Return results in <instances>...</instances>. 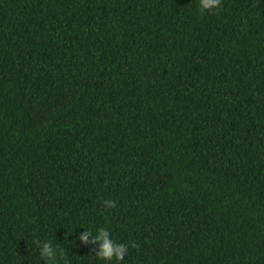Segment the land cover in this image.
Instances as JSON below:
<instances>
[{
	"label": "trees",
	"instance_id": "trees-1",
	"mask_svg": "<svg viewBox=\"0 0 264 264\" xmlns=\"http://www.w3.org/2000/svg\"><path fill=\"white\" fill-rule=\"evenodd\" d=\"M99 228L264 264V0H0V264H104Z\"/></svg>",
	"mask_w": 264,
	"mask_h": 264
},
{
	"label": "clouds",
	"instance_id": "clouds-1",
	"mask_svg": "<svg viewBox=\"0 0 264 264\" xmlns=\"http://www.w3.org/2000/svg\"><path fill=\"white\" fill-rule=\"evenodd\" d=\"M222 0H198V10L203 13L206 11L218 10ZM105 209L114 208L115 204L111 200L103 201ZM82 244H94L95 257L104 262V264H122L128 254L129 248L125 243H117L111 232L107 228H99L95 231L84 230L78 237ZM36 241L39 249L40 258L45 264H59V261L65 256L63 249L54 245L52 242Z\"/></svg>",
	"mask_w": 264,
	"mask_h": 264
}]
</instances>
